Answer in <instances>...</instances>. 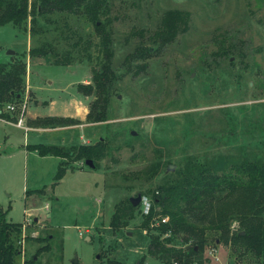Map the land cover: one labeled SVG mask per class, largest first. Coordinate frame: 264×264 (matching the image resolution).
Here are the masks:
<instances>
[{
  "label": "rangeland",
  "instance_id": "obj_1",
  "mask_svg": "<svg viewBox=\"0 0 264 264\" xmlns=\"http://www.w3.org/2000/svg\"><path fill=\"white\" fill-rule=\"evenodd\" d=\"M109 9L112 62L120 78L108 120L72 132L25 131L16 124L20 119L28 129L31 124L27 93L22 100L26 107L11 112L13 123L0 118V208L7 221L23 224L20 262L48 243L50 249L35 256L36 264H74L75 259L77 264H97L105 256L126 264L144 256L154 264L146 256L148 234L138 228L141 202L125 227L109 225L119 200L141 191L151 206L150 192L187 164L264 158V0H110ZM175 9L188 13L186 29L155 50L144 71L133 73L141 60L131 65L132 71L122 67L141 43L154 51L149 35L162 15ZM38 24L45 29L41 37L10 23L0 26V62L27 52V35L30 47L56 40L59 53L79 36L97 41L84 15L53 14L40 17ZM221 49L229 51L223 55ZM40 57L41 63L29 64L27 55L24 59L36 95L53 101L40 107L41 114L73 113L75 102L86 100L77 85L91 80L92 62L76 51L67 65ZM86 139L107 143V155L94 169L65 157L42 158L21 146L56 144L67 150ZM58 161L66 170L56 182ZM212 247L216 257L209 254ZM203 254L208 264H234L228 247L211 239Z\"/></svg>",
  "mask_w": 264,
  "mask_h": 264
},
{
  "label": "trees",
  "instance_id": "obj_2",
  "mask_svg": "<svg viewBox=\"0 0 264 264\" xmlns=\"http://www.w3.org/2000/svg\"><path fill=\"white\" fill-rule=\"evenodd\" d=\"M109 5L110 0H0V26L10 23L30 36L37 34L41 37L45 29L38 24L40 17L62 13L84 15L93 24L97 37L94 41L93 38L79 36L60 53L56 49V40L43 39L39 45L29 47L27 52L13 56L11 61L0 62V117H10L11 112L6 106H18L23 100L27 70L25 55L49 56L52 64L67 65L72 59V52L76 51L82 52L92 62L90 82L77 85L78 92L92 97L85 121L99 123L108 120L110 98L120 78L112 62L111 36L107 28ZM188 19L187 12L177 9L166 11L160 24L149 35L156 45L154 51L150 45L141 43L126 55L122 67L126 66L129 71L134 62L141 60L135 65L133 73L144 71L145 60L155 50L171 42L179 31H184ZM229 49H221L220 54L226 55ZM34 123L56 127L79 124L81 121L52 116L37 118ZM26 148L36 150L40 156L65 157L83 164L90 159L95 168L108 152L107 143L102 139L67 150L61 145L43 143L26 145ZM65 170L59 161L54 176L56 182ZM150 193V210L142 215L138 228L148 234L146 256L156 260L154 264H208V257H204L203 253L210 239L215 244L219 242L228 247L234 264H264V158L230 160L227 157L208 161L204 165L187 164L175 178L160 184ZM233 197L235 199L231 200ZM138 206H133L129 198L119 200L110 219L111 228L119 230L125 227ZM5 214L0 208V264H36L35 256L50 249V245L46 243L32 257L18 261L23 224L7 221ZM163 218H166L165 222H162ZM234 222L237 223L236 228L232 227ZM211 233L213 237L210 238ZM246 257L254 260L243 263ZM104 258L97 264H126L115 257ZM130 264L147 263L143 256Z\"/></svg>",
  "mask_w": 264,
  "mask_h": 264
},
{
  "label": "crops",
  "instance_id": "obj_3",
  "mask_svg": "<svg viewBox=\"0 0 264 264\" xmlns=\"http://www.w3.org/2000/svg\"><path fill=\"white\" fill-rule=\"evenodd\" d=\"M28 47L25 49L28 51L29 47H30V36H28ZM11 56H10V60L11 61ZM27 58H29V64H31V62H36V63H41L40 60H43L44 61V58L43 57H39V56H33V57H30L27 55ZM27 58H26V62L28 63L27 61ZM28 72V64H27V70H26V78H27V83H26V87H25V93L28 94V107H27V116L29 119H31V124H29V129L25 130V131H31V132H38V131H49V130H53V131H69V132H72L76 129H82L83 126L85 125H89V124H95V123H91V122H86L85 121V118H86V114L88 112V109H89V106H88V101H90L88 99V97H91V96H84V99H86L85 101L84 100H81V99H78L75 104H74V107H73V113L71 114H63V115H55V114H41V110H40V107H43L45 105H52L53 104V101L52 100H47V99H40L37 95H36V92L32 89L31 87V80H30V73H29V77L27 76V73ZM90 81L85 79L83 80L82 82L80 83H89ZM52 116H58V117H71V118H76V119H79L81 121V123L79 124H68V125H65V126H56V127H49V126H42V125H36V123H34V120L37 119V118H43V117H52ZM0 118H3L7 121H10L13 123L12 121V115L10 114V117H3L1 116ZM73 128H76V129H73ZM70 139V138H69ZM73 142V140H69V143ZM89 143V140L86 139L85 143L84 144H87ZM28 143H25L22 144V148L25 150V151H30L26 148V145ZM32 144H37V143H32ZM33 152H35L36 154L37 151L36 150H31ZM38 156H40L38 154ZM42 158H56L58 160H60V157L58 156H54V155H45V156H40ZM59 162V161H58Z\"/></svg>",
  "mask_w": 264,
  "mask_h": 264
},
{
  "label": "built area",
  "instance_id": "obj_4",
  "mask_svg": "<svg viewBox=\"0 0 264 264\" xmlns=\"http://www.w3.org/2000/svg\"><path fill=\"white\" fill-rule=\"evenodd\" d=\"M25 107H26V101H22L18 106L14 105V104H9V105L6 106L7 110H9L10 112L14 111L16 108L23 110ZM16 125H18L19 127L24 128V130L28 129L27 127H24V126L21 125V119L19 120V122ZM140 205H141L142 212L144 214H147L149 212V210H150V201H149V199L144 197V196H142ZM165 221H166V218H163L162 222H165ZM215 252H216V250L213 247L209 250V254H211V256H213V257H216L215 256Z\"/></svg>",
  "mask_w": 264,
  "mask_h": 264
},
{
  "label": "water",
  "instance_id": "obj_5",
  "mask_svg": "<svg viewBox=\"0 0 264 264\" xmlns=\"http://www.w3.org/2000/svg\"><path fill=\"white\" fill-rule=\"evenodd\" d=\"M11 53H14V51H11ZM131 133L134 134V131H132ZM84 164H85L86 166H88L89 168H91V169H94V168H95L94 163H93L92 160H90V159L85 160V161H84ZM172 169H173V167H172L171 165H169V166L167 167V170H172ZM141 199H142V196H141L140 193H137L136 196H130V197H129V201L132 203L133 206H137V205H139V203L141 202ZM73 263H74V264H77V260L75 259V260L73 261Z\"/></svg>",
  "mask_w": 264,
  "mask_h": 264
}]
</instances>
